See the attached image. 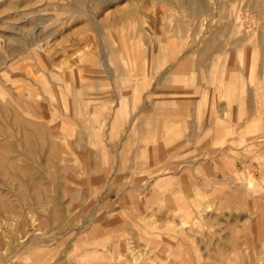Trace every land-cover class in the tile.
<instances>
[{
  "label": "rangeland",
  "instance_id": "374dc122",
  "mask_svg": "<svg viewBox=\"0 0 264 264\" xmlns=\"http://www.w3.org/2000/svg\"><path fill=\"white\" fill-rule=\"evenodd\" d=\"M0 264H264V0H0Z\"/></svg>",
  "mask_w": 264,
  "mask_h": 264
},
{
  "label": "bare ground",
  "instance_id": "6f19581e",
  "mask_svg": "<svg viewBox=\"0 0 264 264\" xmlns=\"http://www.w3.org/2000/svg\"><path fill=\"white\" fill-rule=\"evenodd\" d=\"M222 4H223V3H222ZM252 20H253V19H252ZM254 21H255V20H254ZM242 22H243V21H242ZM205 26L208 28L209 25H208L207 23H205ZM217 26H218V25H217ZM241 28H242V27H241ZM206 39H207V38H206ZM203 41H204V40H203ZM149 50H150V49H149ZM153 52H154V51H153ZM150 53L152 54V52H150ZM150 53H149V54H150ZM239 171H240V170H239Z\"/></svg>",
  "mask_w": 264,
  "mask_h": 264
}]
</instances>
